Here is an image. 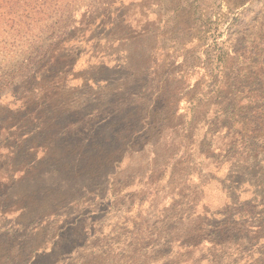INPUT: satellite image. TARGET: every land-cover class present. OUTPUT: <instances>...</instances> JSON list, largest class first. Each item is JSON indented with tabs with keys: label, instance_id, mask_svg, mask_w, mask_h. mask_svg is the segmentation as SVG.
<instances>
[{
	"label": "rangeland",
	"instance_id": "1",
	"mask_svg": "<svg viewBox=\"0 0 264 264\" xmlns=\"http://www.w3.org/2000/svg\"><path fill=\"white\" fill-rule=\"evenodd\" d=\"M0 264H264V0H0Z\"/></svg>",
	"mask_w": 264,
	"mask_h": 264
}]
</instances>
